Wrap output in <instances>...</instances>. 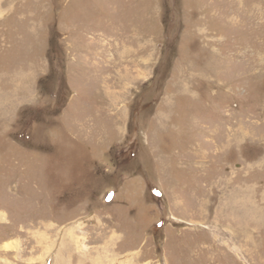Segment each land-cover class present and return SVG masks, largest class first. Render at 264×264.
I'll use <instances>...</instances> for the list:
<instances>
[{
	"label": "rangeland",
	"instance_id": "obj_1",
	"mask_svg": "<svg viewBox=\"0 0 264 264\" xmlns=\"http://www.w3.org/2000/svg\"><path fill=\"white\" fill-rule=\"evenodd\" d=\"M0 264H264V0H0Z\"/></svg>",
	"mask_w": 264,
	"mask_h": 264
},
{
	"label": "crops",
	"instance_id": "obj_2",
	"mask_svg": "<svg viewBox=\"0 0 264 264\" xmlns=\"http://www.w3.org/2000/svg\"><path fill=\"white\" fill-rule=\"evenodd\" d=\"M122 53H123V54H125V55H127V54H128V52H125V51H122ZM86 65H87V64H86Z\"/></svg>",
	"mask_w": 264,
	"mask_h": 264
},
{
	"label": "bare ground",
	"instance_id": "obj_3",
	"mask_svg": "<svg viewBox=\"0 0 264 264\" xmlns=\"http://www.w3.org/2000/svg\"><path fill=\"white\" fill-rule=\"evenodd\" d=\"M102 238V237H101ZM110 241V240H109Z\"/></svg>",
	"mask_w": 264,
	"mask_h": 264
}]
</instances>
